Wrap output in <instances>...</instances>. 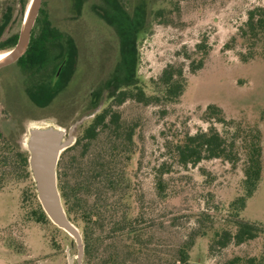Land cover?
Here are the masks:
<instances>
[{
    "label": "rangeland",
    "instance_id": "1",
    "mask_svg": "<svg viewBox=\"0 0 264 264\" xmlns=\"http://www.w3.org/2000/svg\"><path fill=\"white\" fill-rule=\"evenodd\" d=\"M32 3L33 0H0V23L11 21L6 30L0 27V54L11 50L5 46L19 34ZM118 3L124 13L133 17L139 6L148 13L144 26L138 25L137 34L131 29V33L127 32L137 43L138 87L150 98L161 96L158 81L169 64L185 66L188 86L177 104L147 105L130 99L118 107L128 123L137 125L132 162L134 210L135 215L144 218L142 227L146 228L149 251L126 259V248L113 244L118 236L105 231L91 264H100V259L112 254L118 257L117 264H171L176 247L200 227L206 235L195 239L188 264H227L237 257H256L257 264H264V235L242 245L211 249L216 232L235 230L229 222L233 216L229 204L244 193V157L237 165L210 160L186 169L175 166L165 175L166 199L157 195L155 185L156 168L167 154L163 132L169 134L171 128L192 134L205 130L208 124L203 119L204 112L210 105L218 106L227 120L261 131L262 178L241 217L264 227V38L254 58L243 62L242 54H247L249 47L239 37L248 13L264 7V0H41L39 12L42 9L54 26L75 39L79 57L68 85L62 88L66 80H59L56 98L37 109L28 100L26 88L32 81L27 73L16 64L0 70V110L1 103H7L25 116L20 124V155L29 158L24 142L33 126L53 122L68 131L82 121L74 134L77 142L95 116L112 104L111 95L117 88L99 90L113 77L121 59L118 26L122 12ZM96 7L104 17L96 13ZM203 41L210 54L205 67L191 74L196 46ZM56 64L40 73V82L49 80ZM100 92L99 101L93 103V93ZM0 118L1 125L18 133L17 124L14 126L8 116L0 114ZM217 127L223 130L221 124ZM80 152L78 148L76 156ZM18 158L10 159L8 167L0 166V264H68L69 257L78 256L76 241L56 225L41 220V203L30 165L28 174ZM70 220L83 235V225Z\"/></svg>",
    "mask_w": 264,
    "mask_h": 264
},
{
    "label": "trees",
    "instance_id": "2",
    "mask_svg": "<svg viewBox=\"0 0 264 264\" xmlns=\"http://www.w3.org/2000/svg\"><path fill=\"white\" fill-rule=\"evenodd\" d=\"M117 7L122 12L120 14L122 25L118 26L121 38V59L113 77L106 85L107 88H117L111 95L113 102L95 116L92 123L83 130L76 144L63 152L58 165V184L65 210L74 222L83 225L85 245L83 260L85 259L86 264H91L97 252L95 247L101 243L102 233L105 231L118 236L119 242L113 244L126 248L128 253L126 259L135 255H144L149 251L147 240H145L147 239L146 228L142 227L144 218L141 215H135L134 210L136 189L133 184L132 162L136 154L137 125L128 123L118 107L130 99L147 105L177 104L188 86L185 66L169 64L163 69L158 81L161 96L150 98L138 87V80L135 78L138 60L137 43L135 37L127 35V32L131 33L135 30L134 34H137L138 25L144 26L148 13L139 6V10L133 17L129 13H124L119 3ZM239 37L248 44L247 54H242L243 62H248L254 58L256 47L264 38V7L255 8L248 13L245 25L240 28ZM18 39L19 34L14 35L5 47L14 48ZM73 42L53 25L50 17L41 9L29 47L16 65L33 73V71L43 72L57 62L54 72L56 74L60 64L68 57L59 78L61 81L66 80L63 83L64 86H61L64 88L73 76V65L77 63ZM209 50L205 41L196 46L197 58L190 60L191 74H196L205 67L210 54ZM58 84L59 81L56 88L28 90L29 97L37 107H45L56 98V93H59ZM133 88L136 90L134 91ZM100 94L93 93L94 103L99 101ZM203 119L208 124L207 129H199L194 134L184 129L173 128L169 130V134L163 132L164 148L167 154L166 160L155 171L157 195L160 198H167L165 175L170 174L175 166L186 169L197 167L203 161L210 160H223L237 165L244 157V193L229 204L233 215L229 222L235 230L216 232L211 249L226 248L233 243L238 246L254 241L264 235V227L244 220L241 216L246 208L247 200L254 195L262 178L261 131L257 127H243L241 123L233 119L227 120L223 110L215 105L207 107ZM218 124L223 126V130L218 129ZM78 148H81V152L76 156ZM20 164L24 172L30 174L27 155H21ZM39 215L41 220L53 224L41 206ZM203 216L207 214L204 213ZM205 235L206 231H203L201 227L189 233L174 250L171 264H188L189 251L195 239ZM117 261L118 257L112 254L100 259L99 262L100 264H117ZM257 262L256 257H237L227 264H257Z\"/></svg>",
    "mask_w": 264,
    "mask_h": 264
},
{
    "label": "water",
    "instance_id": "3",
    "mask_svg": "<svg viewBox=\"0 0 264 264\" xmlns=\"http://www.w3.org/2000/svg\"><path fill=\"white\" fill-rule=\"evenodd\" d=\"M40 7L41 0H33L26 12L18 42L8 51L7 58L0 62V69L16 63L26 53ZM27 13H29L28 17ZM80 122L72 125L68 131L53 122L39 123L29 129L24 142L29 153L30 171L44 212L54 225L67 232L76 241L78 256L69 257L68 264H74L75 259L77 264H83L85 245L81 231L70 220L65 210L58 184V165L63 152L75 144L74 134Z\"/></svg>",
    "mask_w": 264,
    "mask_h": 264
},
{
    "label": "flooded vegetation",
    "instance_id": "4",
    "mask_svg": "<svg viewBox=\"0 0 264 264\" xmlns=\"http://www.w3.org/2000/svg\"><path fill=\"white\" fill-rule=\"evenodd\" d=\"M95 11L101 17L105 16V14L103 12H101L100 9H98L97 7L95 8ZM10 22H11L10 20H6V21L3 20L0 23V27L2 26V27H4V30H6L8 28L7 26L10 24ZM33 30H34V28H33ZM19 34H20V32H19ZM70 37L74 41L73 43H74V47L76 49V54H77L76 58L78 60L79 47H78L77 43L75 42V39L72 36H70ZM120 45H121V43H120ZM67 61H68V57H66L64 59V61L60 64L57 73L54 74V76H50L49 80L47 82H40L39 76H40L41 71H38V72L33 71V73H32L31 71H27V70H24L21 67H19L20 71L23 72L24 74L27 73L28 77H30L29 80L32 81V83L30 85L28 84L26 91L27 92H28V90H36L37 91V90H40L42 88H44V89L52 88V87L56 88L57 83H58L59 78H60V73H61L63 67L67 64ZM14 64H16V63H14ZM14 64H12V65H14ZM76 67H77V63H75L72 67L73 74H75V72H76ZM57 74H58V77L56 78ZM113 75H114V73H113ZM108 82H106L104 84V87H102L99 91L107 90L106 85ZM44 83H48V84L43 85ZM28 98H29L28 100H29L30 104L33 107H35V109H37L38 107L35 105V103H33L31 98L30 97H28ZM92 100H93L92 102L94 103L95 99L92 98ZM1 104H2V109L0 110L1 117L4 118V116H8V119H11V122H13L14 126H16V124H17V130H18V133H14V131H15L14 128L10 131V129L6 125L0 124V166L6 167L8 164H10V161H11L10 159H14V158L19 157L18 159L20 161V157H21V155H20L21 145L20 144H21V137H22V131H21L22 129H21L20 124L22 125V123L24 122L25 116H24L23 112H20L19 110L16 111V110L12 109L10 106H7V103H5V104L1 103ZM0 120H1V118H0ZM3 121L4 120H2V122ZM7 128H8V130H7Z\"/></svg>",
    "mask_w": 264,
    "mask_h": 264
},
{
    "label": "bare ground",
    "instance_id": "5",
    "mask_svg": "<svg viewBox=\"0 0 264 264\" xmlns=\"http://www.w3.org/2000/svg\"><path fill=\"white\" fill-rule=\"evenodd\" d=\"M29 13H27V17H28ZM8 56V52H4L0 54V62H3Z\"/></svg>",
    "mask_w": 264,
    "mask_h": 264
}]
</instances>
